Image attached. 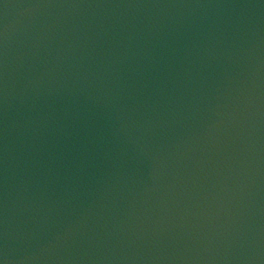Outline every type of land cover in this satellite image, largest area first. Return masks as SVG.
<instances>
[{
  "label": "water",
  "instance_id": "water-1",
  "mask_svg": "<svg viewBox=\"0 0 264 264\" xmlns=\"http://www.w3.org/2000/svg\"><path fill=\"white\" fill-rule=\"evenodd\" d=\"M0 264H264V0H0Z\"/></svg>",
  "mask_w": 264,
  "mask_h": 264
}]
</instances>
